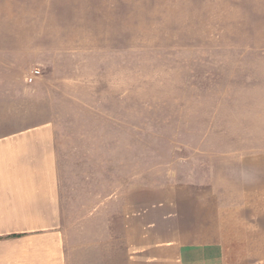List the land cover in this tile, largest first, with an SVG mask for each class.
<instances>
[{
  "label": "rangeland",
  "instance_id": "obj_1",
  "mask_svg": "<svg viewBox=\"0 0 264 264\" xmlns=\"http://www.w3.org/2000/svg\"><path fill=\"white\" fill-rule=\"evenodd\" d=\"M118 11L0 8V48H9L0 79L24 81L37 99L36 114L15 126L76 132L60 171L77 186L79 208L107 196L111 208L144 204L207 181L223 208L240 209L226 217L243 229L238 240L229 232L227 254L259 255L264 0Z\"/></svg>",
  "mask_w": 264,
  "mask_h": 264
},
{
  "label": "crops",
  "instance_id": "obj_2",
  "mask_svg": "<svg viewBox=\"0 0 264 264\" xmlns=\"http://www.w3.org/2000/svg\"><path fill=\"white\" fill-rule=\"evenodd\" d=\"M205 1L0 0V8H116L125 16L126 9L137 15ZM0 69L9 73V48H0ZM31 89L24 81L0 79V264H264V208L256 225L260 254L228 255L229 232L238 240L243 229L226 217L241 215L240 209L223 208L221 195L207 181L173 187L144 204L133 198L128 206L111 208L107 196L79 208L77 186L60 171L63 143L76 132L50 122H13L36 114ZM253 245L247 240V247Z\"/></svg>",
  "mask_w": 264,
  "mask_h": 264
},
{
  "label": "built area",
  "instance_id": "obj_3",
  "mask_svg": "<svg viewBox=\"0 0 264 264\" xmlns=\"http://www.w3.org/2000/svg\"><path fill=\"white\" fill-rule=\"evenodd\" d=\"M39 75V71L33 70L30 74L26 77L27 83H32L33 80Z\"/></svg>",
  "mask_w": 264,
  "mask_h": 264
}]
</instances>
